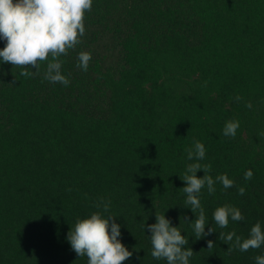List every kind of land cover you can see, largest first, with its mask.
Segmentation results:
<instances>
[{
	"label": "trees",
	"instance_id": "1",
	"mask_svg": "<svg viewBox=\"0 0 264 264\" xmlns=\"http://www.w3.org/2000/svg\"><path fill=\"white\" fill-rule=\"evenodd\" d=\"M84 24L59 57L68 86L43 79L47 61L27 78L0 62V264H87L67 234L98 211L120 225L133 253L123 264H167L143 227L156 214L188 238L189 264H256L264 245L229 253L218 237L264 230V0H93ZM80 52L91 53L87 71ZM229 120L240 124L234 138L223 135ZM194 139L208 174L235 182L201 190L205 231L216 232L198 240L180 179ZM225 204L245 219L221 229L213 213Z\"/></svg>",
	"mask_w": 264,
	"mask_h": 264
},
{
	"label": "clouds",
	"instance_id": "2",
	"mask_svg": "<svg viewBox=\"0 0 264 264\" xmlns=\"http://www.w3.org/2000/svg\"><path fill=\"white\" fill-rule=\"evenodd\" d=\"M92 3L93 0H0V39L6 41V46L0 50V62L25 69L20 75L27 78L39 74L41 62L47 61L43 79L68 86L70 81L61 73L63 61L59 57L67 56L69 50L81 42L80 37L85 33V13L91 11ZM91 59V53L80 52L77 67L87 71ZM28 68H34L35 71H28ZM234 99L238 102L241 97L237 95ZM251 106L250 102L246 105L248 108ZM239 126L238 120H229L223 135L234 138ZM185 151L187 159L194 162L187 164L180 179L186 183L182 188L186 194V207L193 213L199 212L193 224L198 240L216 232L213 227L205 231L208 222L201 205V190L206 186L208 194L213 195L217 182L224 189L233 187L235 182L227 174L218 175L215 179L208 174L212 166L200 163L205 158L206 149L199 140L194 139L193 146ZM201 169L204 176L198 178L196 174ZM252 176L251 170L244 174L245 180H250ZM244 193L245 188L239 187L238 194ZM101 201L103 212H109L111 201H104L103 198ZM115 218L113 215L104 216L99 211L94 212L88 218L78 219L68 232L67 240L71 249L78 257H87V264H123L133 255L118 239L121 232ZM229 218L232 221L245 219L240 209L230 204L218 207L213 213V220L221 229L228 226ZM143 227L151 233V255L154 259H164L167 264H189L194 252L190 247H185L188 238L181 234L178 227L171 226V221L164 214H156V223L144 224ZM218 238L231 245L227 249L229 253L234 249L243 253L264 245V230L261 223L257 222L251 227L246 239L236 235L235 231L220 232ZM213 246L214 242L208 240L207 248L212 249ZM255 260L256 264H264V255L256 256Z\"/></svg>",
	"mask_w": 264,
	"mask_h": 264
}]
</instances>
